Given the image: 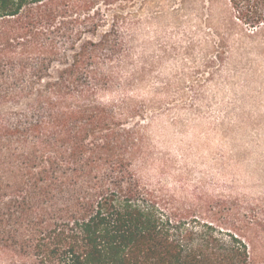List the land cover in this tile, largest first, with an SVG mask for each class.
Masks as SVG:
<instances>
[{"label": "trees", "instance_id": "1", "mask_svg": "<svg viewBox=\"0 0 264 264\" xmlns=\"http://www.w3.org/2000/svg\"><path fill=\"white\" fill-rule=\"evenodd\" d=\"M122 2L0 0V264H259L258 210L224 239L140 175L147 114L107 99L145 75ZM228 3L225 35L264 38V0Z\"/></svg>", "mask_w": 264, "mask_h": 264}, {"label": "rangeland", "instance_id": "2", "mask_svg": "<svg viewBox=\"0 0 264 264\" xmlns=\"http://www.w3.org/2000/svg\"><path fill=\"white\" fill-rule=\"evenodd\" d=\"M119 9L134 15L145 75L107 99L125 94L147 114L140 175L224 239L253 231L254 210L264 217V38L224 34L228 0H123ZM251 250L264 264V242Z\"/></svg>", "mask_w": 264, "mask_h": 264}]
</instances>
